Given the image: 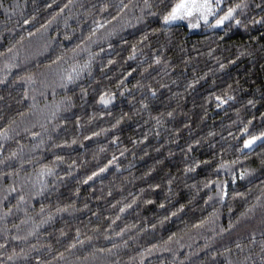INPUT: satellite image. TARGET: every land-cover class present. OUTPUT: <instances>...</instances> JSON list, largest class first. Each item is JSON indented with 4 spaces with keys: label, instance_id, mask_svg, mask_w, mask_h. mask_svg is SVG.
Wrapping results in <instances>:
<instances>
[{
    "label": "trees",
    "instance_id": "trees-1",
    "mask_svg": "<svg viewBox=\"0 0 264 264\" xmlns=\"http://www.w3.org/2000/svg\"><path fill=\"white\" fill-rule=\"evenodd\" d=\"M242 2L189 27L170 0H0V264H264V0Z\"/></svg>",
    "mask_w": 264,
    "mask_h": 264
},
{
    "label": "snow or ice",
    "instance_id": "snow-or-ice-1",
    "mask_svg": "<svg viewBox=\"0 0 264 264\" xmlns=\"http://www.w3.org/2000/svg\"><path fill=\"white\" fill-rule=\"evenodd\" d=\"M243 7H245V5L242 0L240 3L227 6L226 10L224 9L222 0H170V6H167V10L163 13L161 18L166 24L177 20H188L189 27H198L201 20L208 23L211 17V22L219 26L226 20H234L236 23H240L235 14L238 9H242ZM193 20H195V24ZM67 79L71 81L72 76L69 75ZM217 99L220 98L218 97ZM101 100L105 104L109 102L103 94L101 95ZM259 135L260 137H264V132H261ZM256 140V135L249 136V138L244 141V145H252Z\"/></svg>",
    "mask_w": 264,
    "mask_h": 264
},
{
    "label": "rangeland",
    "instance_id": "rangeland-1",
    "mask_svg": "<svg viewBox=\"0 0 264 264\" xmlns=\"http://www.w3.org/2000/svg\"><path fill=\"white\" fill-rule=\"evenodd\" d=\"M202 21H203V20H202ZM174 22L185 23L186 25L189 26V21H188V20H177V21H173L172 23H174ZM193 23L195 24V20H193ZM250 146H252V145H250ZM250 146H249V147H250Z\"/></svg>",
    "mask_w": 264,
    "mask_h": 264
}]
</instances>
